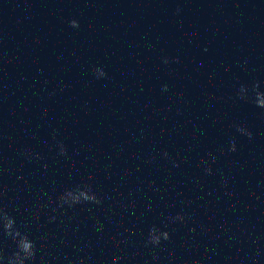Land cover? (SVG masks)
<instances>
[{"label": "clouds", "instance_id": "clouds-1", "mask_svg": "<svg viewBox=\"0 0 264 264\" xmlns=\"http://www.w3.org/2000/svg\"><path fill=\"white\" fill-rule=\"evenodd\" d=\"M179 11V10H178ZM70 26L73 28L79 27V22L76 20H71L69 22ZM169 61L165 58L164 63L167 64ZM106 73L97 68L95 70V76L97 79L106 77ZM259 84L258 82L253 83L251 86V92L254 94L253 102L256 106L264 109V92L258 90ZM164 91H167V85L163 86ZM249 89L245 85H241L238 90V98L241 100L247 101L249 99L248 96ZM236 128V131L241 135L247 136L249 140L253 138V134L247 130L245 127L240 125H233ZM58 154L61 156H67V149L65 148L63 142H59L58 144ZM228 151L235 152L236 151V142L235 139H232L229 143ZM165 157H168V153L163 154ZM211 156V153H209ZM27 159L31 160L32 158L39 159L40 157L36 155L35 157L26 156ZM216 157L211 156V162L215 163ZM202 164L205 165L204 171L207 175H212L213 171L208 161H202ZM174 166H178L175 165ZM46 168L47 165L45 164ZM5 193L0 190V198L3 197ZM51 200V197H50ZM56 204V208H53V211L58 209H72L77 205L83 204H96L99 205L102 203L100 197L92 190V186L90 184L84 185H75L72 188L65 189L55 201H52ZM56 219L55 216L50 217V222ZM186 217L177 213L175 216L170 217V221L172 223L180 222L183 223ZM0 229H2V233L4 236L10 238L13 243L16 245L15 250L11 253V255L5 256L4 251L0 248V262L6 261V264H28V262L33 261L36 258V243L35 241L29 239L27 233L21 232L16 227L15 219L10 216L3 207H0ZM194 231V229L192 230ZM43 239V237H41ZM170 235L167 231H162L159 228L153 226L149 229L148 238L146 240V246L152 245L154 247H158L161 244L162 240H169ZM89 259V257L85 256L81 258L79 264H84L85 260ZM119 259V257L114 258V260ZM68 264H73L71 260H69Z\"/></svg>", "mask_w": 264, "mask_h": 264}]
</instances>
